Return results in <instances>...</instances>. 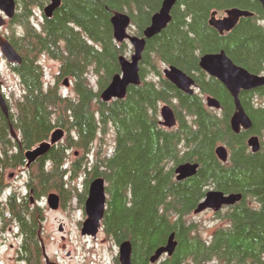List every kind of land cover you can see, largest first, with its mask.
<instances>
[{"label":"trees","instance_id":"trees-1","mask_svg":"<svg viewBox=\"0 0 264 264\" xmlns=\"http://www.w3.org/2000/svg\"><path fill=\"white\" fill-rule=\"evenodd\" d=\"M61 1L39 27L36 9L50 0H16L17 13L7 25L11 31L6 37L22 57L21 63L10 66L23 92L8 118L0 109V235L9 228L17 230L18 259L45 264L41 201L58 192L65 202L71 181L89 171L106 183L104 231L118 244L131 241L132 264H264V87L241 92L253 125L235 133L233 97L199 65L201 55L225 50L236 64L264 73L263 5L257 0H178L167 27L147 40L142 83L132 85L125 98L104 102L101 92L121 71L119 57L129 51V42L116 41L112 17L127 13L129 32L143 36L163 0ZM230 7L254 15L220 34L209 19L213 11ZM44 56L60 61L53 85H46ZM163 65L192 75L199 91L188 94L177 88L164 77ZM151 72L152 78H147ZM91 76L97 77L98 89ZM63 77L73 78L76 97L62 91ZM208 95L220 101V110L207 106ZM161 103L173 107L177 126L161 124ZM58 127L66 132L63 142L26 169L27 192L12 187L6 171L25 166V151L49 140ZM254 134L261 141L258 152L247 142ZM110 135L112 150L99 149L91 161L94 142L103 143ZM221 144L229 150L227 162L216 154ZM183 162L199 167L195 175L178 180L175 168ZM210 188L241 193L242 199L217 213L226 224L206 239L190 216ZM171 234L177 241L175 251L152 263L155 251ZM116 261L119 264L118 256Z\"/></svg>","mask_w":264,"mask_h":264},{"label":"water","instance_id":"water-1","mask_svg":"<svg viewBox=\"0 0 264 264\" xmlns=\"http://www.w3.org/2000/svg\"><path fill=\"white\" fill-rule=\"evenodd\" d=\"M178 0H163L162 6L151 19L150 25L144 30L143 36L134 35L129 32L131 17L124 12L116 13L111 21L114 30V37L117 42L122 43L128 40L133 47V53L128 58L126 55L119 57L121 71L111 78L109 85L101 92V99L109 102L113 99H123L126 97L129 88L133 85L142 83L141 77V61L145 50L147 40L160 33L167 27L172 19V9ZM259 1L264 8V0ZM61 0H50L43 8L46 17H52L55 10L61 6ZM17 12L16 0H0V29L7 23L8 19L14 18ZM250 10L240 7H230L225 10V14L218 16V11H213L209 19V24L214 27L220 34L230 32L239 23L243 17L253 16ZM0 52L10 63H21L22 57L14 48L9 39L0 34ZM199 65L210 76L219 79L234 99L235 112L231 117V127L235 133H239L242 129H251L253 122L246 110L244 109L240 94L242 91L256 90L264 87V74L253 73L243 66L236 64L226 53L225 50L219 52H208L200 57ZM165 78L171 81L177 88L188 94H194L197 91L196 81L192 75L183 69L169 65L163 70ZM1 77V73H0ZM68 85V79L65 80ZM3 82L0 79V109L5 117L10 115V105L2 91ZM206 102L208 107L220 109V101L212 95L207 96ZM161 124L167 128H173L177 125L178 119L173 107L165 103L160 107ZM13 136L17 139L18 134L11 125ZM66 132L63 128H56L50 136V139L39 143L36 147L25 152L27 159V167H29L37 158L45 155L49 149L60 142ZM248 145L252 152H258L261 149L260 137L257 134L248 138ZM218 158L227 162L229 159V151L226 145L222 144L216 148ZM199 164L192 162H183L176 166L175 172L177 179L182 180L191 177L197 173ZM242 199L241 193H225L219 189H210L207 191L205 198L198 204L194 213L198 214L207 209L215 212L221 210L224 206L234 205ZM106 189L105 180L102 177L95 178L89 189V195L86 201V211L88 217L83 222L82 234L96 236L101 221L104 218L106 209ZM47 202L50 208L58 209L61 205V197L56 192L48 194ZM60 231L64 228L59 227ZM42 241L43 254L47 264H59L50 260L45 243ZM177 246L175 235L171 234L166 245L159 247L151 258V262L155 263L161 259L163 255H172ZM132 243L125 240L119 244V261L120 264H132Z\"/></svg>","mask_w":264,"mask_h":264},{"label":"rangeland","instance_id":"rangeland-1","mask_svg":"<svg viewBox=\"0 0 264 264\" xmlns=\"http://www.w3.org/2000/svg\"><path fill=\"white\" fill-rule=\"evenodd\" d=\"M36 11L35 21L40 27V22L44 20L45 15L43 8L41 7L37 8ZM223 15L224 12L218 14L219 17ZM10 31L11 29H8L7 26L2 29V33L4 34L9 33ZM132 53L133 47L129 43L127 56L130 58ZM41 60L45 69L46 85L55 84L60 69V61L50 56H44ZM164 67H166V65L162 66V72ZM0 72L1 80L3 81V92L9 101L11 110L14 111L15 100L22 95L23 88L18 75L12 70L10 63L1 53ZM152 74V72L148 73L147 78H152ZM65 78L66 77H63L59 81L62 91L67 95L76 97L73 78L69 79L70 84L68 86L64 84ZM91 80L95 89H98L97 77L91 76ZM261 101L264 102V92L261 96ZM163 104L164 103H161V106ZM112 145V135L107 136V141H103V143L100 139L95 141L92 146L93 149L90 155V160L92 161V159H95V152L99 149H102L103 152H105L106 149L111 151ZM74 151L75 149L70 151L71 160L75 157L73 155ZM6 172V178L8 182L11 183V186L19 189L23 193H26L28 190L26 184L27 172L25 171L24 166L10 169ZM83 175L84 172L80 175V177L71 181L73 184L72 188L68 186L72 189L73 193H77L74 189V186L77 187L76 180L80 179L78 186L83 188ZM72 192L66 199V205L61 204V207L58 209L50 208L47 202L48 195L44 196L41 201V204L45 209L43 239L46 244L48 255H50L52 259L57 261L60 260L63 264H117L116 257L119 254V244L107 237L104 228L102 229V234L98 237H86L87 235L82 234L79 221L82 218L83 213L82 210H79L77 207L74 199L75 196ZM217 213L218 212L213 210H206L198 214L193 213L190 216V219L199 225L200 232L206 239L211 238L212 233L216 230V228L226 224L225 221H220L217 218ZM60 225L63 226V231H60ZM20 244L21 237L18 236L17 230H14L13 228H9L2 235H0V264H25L23 261L18 259V248ZM63 244H65V248L63 247Z\"/></svg>","mask_w":264,"mask_h":264},{"label":"flooded vegetation","instance_id":"flooded-vegetation-1","mask_svg":"<svg viewBox=\"0 0 264 264\" xmlns=\"http://www.w3.org/2000/svg\"><path fill=\"white\" fill-rule=\"evenodd\" d=\"M13 19V18H12ZM45 19V18H44ZM10 21V20H9ZM9 21H7V23H6V25L5 26H3L2 28H1V30L0 31H2V29L3 28H5L7 25H8V23H9ZM44 21V20H43ZM2 33V32H1ZM24 169L26 170L27 168H26V166H24ZM98 176H94V174H92L91 172H89V171H84V175H83V183H82V185H83V188H80L79 186H78V182H79V180L80 179H78V180H76L77 181V193H73V195L75 196L74 197V199H75V203H76V205H77V207L79 208V210H82V213H83V215H82V218L80 219V221H79V225H80V228H82V224H83V222H84V220L86 219V215H87V212H86V201H87V198H88V194H89V189H90V184H91V182L95 179V178H97ZM72 191V190H71ZM71 194V193H70ZM68 198V197H67ZM66 202L67 201H65L64 202V200H63V198H62V204L63 205H66ZM103 228H101L100 230H99V232H98V234H97V236H95V237H98V236H100L101 234H102V232H103V230H102ZM86 237H90V236H86ZM104 239H107V238H104ZM63 247L65 248V244H63ZM49 257H50V255H49ZM45 259V258H44ZM50 260L51 261H53V262H58L59 264H63L60 260H55V259H52V257H50Z\"/></svg>","mask_w":264,"mask_h":264}]
</instances>
